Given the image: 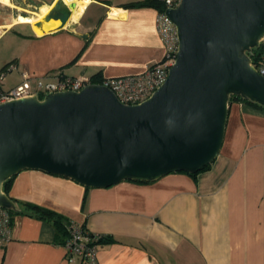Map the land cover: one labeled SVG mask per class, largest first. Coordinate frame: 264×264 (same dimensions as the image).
Instances as JSON below:
<instances>
[{
	"label": "crops",
	"instance_id": "obj_1",
	"mask_svg": "<svg viewBox=\"0 0 264 264\" xmlns=\"http://www.w3.org/2000/svg\"><path fill=\"white\" fill-rule=\"evenodd\" d=\"M82 1L0 0V74L12 66L1 90L23 74L111 79L143 75L163 60L157 9L122 8L144 0H85L78 10ZM8 197L61 215L87 237L112 239L96 245V264H264V109L230 102L220 153L194 177L85 189L25 170ZM57 240L51 222L13 216L0 264H87L68 262Z\"/></svg>",
	"mask_w": 264,
	"mask_h": 264
},
{
	"label": "water",
	"instance_id": "obj_2",
	"mask_svg": "<svg viewBox=\"0 0 264 264\" xmlns=\"http://www.w3.org/2000/svg\"><path fill=\"white\" fill-rule=\"evenodd\" d=\"M165 14L178 52L142 103L122 105L91 85L0 104V209L20 212L2 187L25 170L89 189L196 174L220 153L231 97L264 108V77L251 61L264 39V0H181Z\"/></svg>",
	"mask_w": 264,
	"mask_h": 264
},
{
	"label": "built area",
	"instance_id": "obj_3",
	"mask_svg": "<svg viewBox=\"0 0 264 264\" xmlns=\"http://www.w3.org/2000/svg\"><path fill=\"white\" fill-rule=\"evenodd\" d=\"M163 1L166 9L175 8L181 2V0ZM156 30L164 44L165 55L160 63L151 66L143 75L100 79L94 82L89 76L57 77L52 80L49 78H31L29 75L23 74V80L19 85L6 91L0 89V104L30 96H37L41 99L43 95L48 93L79 92L91 85L107 88L122 105L140 104L151 97L165 82L168 69L173 65L178 52L176 28L166 16L165 11L159 12L157 15ZM261 47L264 48V39ZM255 68L264 77V53L261 62ZM10 71H12V66H7L5 71L0 74V80ZM12 225L13 216L10 211L0 209V249L11 240ZM67 231L69 237L64 247L68 255V262L77 259L81 263L96 264L95 243L100 237L97 235L87 237L84 229L71 223L68 225Z\"/></svg>",
	"mask_w": 264,
	"mask_h": 264
},
{
	"label": "trees",
	"instance_id": "obj_4",
	"mask_svg": "<svg viewBox=\"0 0 264 264\" xmlns=\"http://www.w3.org/2000/svg\"><path fill=\"white\" fill-rule=\"evenodd\" d=\"M141 7L155 8V9L158 10V13L159 12H164L165 9H166V5H165L163 0H144L142 2L130 3V4H126V5L122 6V8H125V9L141 8ZM263 53H264V48L261 47V46L258 49L253 50L252 55H251V61H252V64L255 67L261 62ZM7 66H9V65H7ZM7 66H5L2 69V72L5 71ZM92 79H93L94 82L95 81L97 82V81L100 80V78L97 77V76L92 77ZM233 101L242 102V103L248 104L250 106H253V107H256V108H259V109H264V108H262V107H260V106H258L256 104L244 101V100H242L240 98H237V97H231L230 102H233ZM208 168H209V166L203 168L200 172L205 171ZM180 173H183V172H180ZM184 174H187V173H184ZM196 174H193V175L187 174V175H189L191 177H194ZM14 178L15 177H12L11 179L7 180L3 184L2 190L7 196H8V193H9V190L11 188V184H12V181L14 180ZM134 183L147 184L145 182H134ZM85 189H89V188H85ZM14 202L17 203L16 201H14ZM18 206L20 208V212L15 213V212H11L10 211L12 216H16L18 214H26V215L34 216V217H37L39 219L51 222L52 225L55 228L56 238L58 239L57 241L60 244L65 245V243H66V241L68 240V237H69L68 231H67V227L70 224V222H68L61 215H59V214H57V213H55L53 211L41 208V207L33 205V204H24L21 207L18 204ZM112 242H113V240L110 239V238H99L97 240V242L95 243V245L109 244V243H112Z\"/></svg>",
	"mask_w": 264,
	"mask_h": 264
},
{
	"label": "bare ground",
	"instance_id": "obj_5",
	"mask_svg": "<svg viewBox=\"0 0 264 264\" xmlns=\"http://www.w3.org/2000/svg\"><path fill=\"white\" fill-rule=\"evenodd\" d=\"M84 4H85V0L82 1V2H79L78 5H77L78 10L81 9V8L83 7ZM74 5H75V4H74ZM74 9H75V8H74ZM74 9H73V11H74ZM45 12H46V11H45ZM18 20H19V19H18Z\"/></svg>",
	"mask_w": 264,
	"mask_h": 264
}]
</instances>
